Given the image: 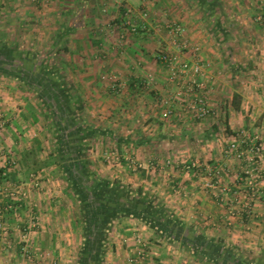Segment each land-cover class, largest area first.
I'll return each mask as SVG.
<instances>
[{"label":"crops","instance_id":"obj_1","mask_svg":"<svg viewBox=\"0 0 264 264\" xmlns=\"http://www.w3.org/2000/svg\"><path fill=\"white\" fill-rule=\"evenodd\" d=\"M146 1L143 7L142 0H0V42L13 45L18 54L29 56L35 48L43 54L35 42L46 34L55 47L67 37L60 64H53L66 79L56 81L70 88L63 105V99L52 96L58 89L50 88L38 72L46 63L43 55L35 62L18 55L0 61V114L6 120L0 128V171H6L3 179L10 190L19 189L17 200L9 195L0 200V233L6 230L0 237V264H205L173 240L158 238L155 227L130 214L110 219L107 233L101 235L105 218H100L102 203L95 195L101 179L140 188L185 229L196 230L206 240L258 256L264 250V78H254L255 88L245 80L240 90L228 81L226 126L235 133L243 129L256 134L262 148L260 191L249 200L240 176L245 161L220 153L226 143L219 139L187 143L203 158L169 156L185 143L140 140L143 123L151 124L159 114L151 108L149 93L145 110H128L126 102L142 100L139 87L148 83L149 74L155 77L149 85L157 80L165 85L168 78L154 54L159 44L175 52L166 35L167 22L184 25L177 65H201L202 75L196 79L214 90L210 105L217 103L220 88L227 87L218 77V40L206 27L196 0ZM220 2L221 16L230 19L229 34L251 30V37H264L262 22L256 20L258 12L264 13V0ZM127 9L137 31H126L122 38ZM142 24L146 31L139 30ZM70 26L76 29L64 36L63 29ZM237 51L264 54V45L240 46ZM257 65L264 68V61ZM155 149L169 151L163 157ZM205 182L213 187H205ZM81 203L87 207L85 219Z\"/></svg>","mask_w":264,"mask_h":264},{"label":"rangeland","instance_id":"obj_2","mask_svg":"<svg viewBox=\"0 0 264 264\" xmlns=\"http://www.w3.org/2000/svg\"><path fill=\"white\" fill-rule=\"evenodd\" d=\"M147 2V1H146ZM79 5H77L76 7H78ZM198 8V5H197ZM128 10V11H127ZM126 11L131 14V10L127 9ZM146 11V9H145ZM127 15V14H126ZM261 15L260 19H256L258 22H262V25L259 24V26L261 27L262 33L264 34V13L261 14V12L257 13V16ZM223 17L225 16H220L219 17V22H220V27H215V25L213 23H209L207 22V26L210 28V32L212 35H215L216 39L218 40V47L219 49V54L218 57L215 58V60L221 59V63L222 65L219 63L218 68H220V73L218 74V77H220L222 79V82L227 83V87H223L220 88L221 92H219V99L217 101V103H212L215 104L214 106L210 105V101H209V107H210V114L208 116H206L203 119H198L196 117L193 116L192 112L183 108V104L184 101L186 102L187 100H190V98H192L191 94H189L190 92H193L195 94L196 89L193 88V90L195 91H190L188 90V86H190L189 84H187V81H189L190 77H191V73L190 68L186 67V74L183 71V67L182 64L177 65V61H178V55L180 53V50L184 49L183 46V41H185L184 39V35H185V28L184 25H182L183 27V32L182 35L178 36L179 38V44L177 45V43H174V38L173 36L167 31L166 28V35L169 38V42L172 46H174L173 48L175 49V52L173 53V51H167L165 50V48H163L160 44L157 47V50L155 52V57L159 60V62L162 64V66L164 67L163 72H165L166 77L168 78L165 82V85H158V80L156 81V84H154V86H151V84L149 85L150 82L154 83L155 81V77H153V75L149 74L147 77V82L146 85H142L139 87L140 94L142 95V100L140 102H135L132 100H129V102L127 103V109L129 110H134L136 108H139V110L141 109H147V105H149L148 101H144L146 96L151 95L152 99H153V104L151 105V108L153 110H155L157 116L159 114V118L158 119H154L151 121V124L149 125H145V123H143L144 126H146V129H142L140 131V134L138 135L141 139H153L156 142H166V141H174L177 143H180L179 145H182V143H185L186 146L185 147H177L175 149L171 150V155L169 156H179V157H204L202 155V152L197 148L194 149L192 146L188 148L187 143H197V142H202L201 141V135L203 134V131L205 130H209L213 124L217 125V129L214 131V137L210 138L208 140L205 141H210V140H216L219 139L223 145L226 143V145L229 144V142L233 141V142H237L238 140V136H240L239 138H241V136L243 138H245V140H247V135H255L254 133H250L247 130H241L238 133H235L234 131H232L229 127H227V120L226 119V109L228 108L226 100L228 99V95L230 94V90L228 88V81L229 78L234 81L233 84H236L237 87H239L238 89L240 90V88L243 87L244 81L247 80L249 83H251L250 87H256L258 85H254L255 84V77L256 76H263L264 78V68L260 67L259 65H257V62L259 64H262V60L264 61V54H261L260 52H248V53H238L235 52L236 47L239 48L240 46H250L252 47V49H255L256 46H260V45H264V37H251L250 33L251 30L249 32H242L239 31L236 35V33L234 34H229V29H228V23L230 22L229 18H226L227 20L223 19ZM34 23V22H33ZM67 24L68 22H64V24ZM168 23V22H167ZM176 23V22H175ZM180 23V22H177ZM49 27H46L48 30H50V34L53 33V26L48 25ZM32 28V27H30ZM65 30L63 29L62 32H64ZM35 33V41L37 40L38 37H36V32L37 31H33ZM32 32V33H33ZM31 33V34H32ZM48 36V37H46ZM236 36V37H235ZM46 37V38H45ZM45 37H41L40 39H38V41H34L35 43H37L39 45V49H43L41 54L40 52H35L36 48L33 49L30 54L31 60L32 61H36V58H42L43 55V59L46 63H44L45 65H48V68L54 67L55 65H52L53 62L57 63L59 62L60 64V58H62V54H64L63 52L61 53H54L55 50V44L53 45L54 41H51V39H49V35H45ZM124 37V36H123ZM33 38V37H32ZM180 44H182V46L180 47ZM13 45H7L8 48L12 47ZM15 46V45H14ZM48 48H45L47 47ZM234 50V51H232ZM162 52H168L172 55L175 56V63L173 65V71L176 73L175 77L173 76V73L171 71V69L165 67L164 63L162 61H160L159 56ZM37 53V54H36ZM39 55V56H38ZM41 55V57H40ZM48 60V62H47ZM198 62H195L194 64H197ZM248 63L250 64V66L246 69L242 68V65L247 66ZM193 65V64H192ZM262 66V65H261ZM40 67V65H39ZM255 67V68H254ZM56 68V67H54ZM57 72L54 73L53 78H59V80H66L65 79V75L63 73V71L59 68H56ZM35 70V69H34ZM189 70V71H188ZM36 71V70H35ZM262 71V72H261ZM38 72L39 71L38 69ZM42 73V72H41ZM236 73V74H234ZM43 74V73H42ZM236 75V77H235ZM45 78H49L48 76ZM61 76V78H60ZM178 76V77H177ZM259 77V78H260ZM150 78V79H149ZM34 79V78H33ZM30 80L31 82L34 80ZM50 79V78H49ZM32 82V83H33ZM242 82V83H241ZM50 80L47 79V84L50 86ZM35 85H37V81L34 83ZM36 87V86H35ZM152 87V88H151ZM206 87V86H205ZM63 88H65L64 90L67 91V93L69 92L68 90L69 85L68 84H63ZM113 89H117L116 85H112ZM149 88V89H148ZM208 89V93H207V97L208 99H210V92H214V90H211L212 88L210 87H206ZM35 89V88H34ZM56 89V88H54ZM111 89V88H110ZM206 90V89H205ZM243 90V89H242ZM239 91L240 93L242 92ZM31 91V90H29ZM35 91V90H32ZM31 91V92H32ZM42 92H44L45 90L42 89ZM52 91V89H51ZM58 90H55L53 93V97L57 98L58 97L63 101V103H65V99L67 94L64 92V94L57 95ZM146 92V93H145ZM147 93H149V95H147ZM45 95V93H41V95ZM234 95V94H233ZM39 98V95H38ZM47 98V95H46ZM213 98V96L211 97ZM233 99L236 101L237 100V95H235L233 97ZM58 101V100H57ZM39 105L41 106L42 110H46V107L43 105L41 99L38 100ZM42 103V105H41ZM79 103V102H77ZM151 103V102H150ZM67 106V104H66ZM136 106V108H135ZM234 107V106H233ZM68 108V107H67ZM65 109L64 111L68 113L69 108ZM149 108V109H151ZM225 114V115H224ZM163 115V116H162ZM129 120H131L129 118ZM150 120L149 118L146 119V122ZM96 123V122H95ZM132 124V122H131ZM142 126V128L144 127ZM141 129V128H140ZM144 130V131H143ZM232 134L233 136H231V138H227L226 136ZM258 140V137H257ZM178 145V146H179ZM225 145V147H226ZM224 150H227V147ZM224 150H220V153L223 152V154H232L230 152H224ZM155 154L158 155H165V153H167L169 150L166 149H155ZM215 152V150H214ZM219 152V151H217ZM233 155V154H232ZM261 156V155H260ZM236 158V157H235ZM240 160V159H238ZM243 161V160H241ZM202 166H205L204 164ZM212 172V171H211ZM244 173H243V169L241 170V174L240 176L243 177ZM133 194V193H132ZM82 216H84V212L85 210H82ZM96 224L100 226V222H97ZM102 224V223H101ZM109 227V226H108ZM101 228V226H100ZM27 230V229H26ZM186 229H184L183 233L179 236L178 239H172L166 235H162L159 236L158 238H163V239H167L168 241L172 242V240L175 242L174 244L180 249V250H185L187 252H191V253H195V248L191 247L190 241L186 240L184 238V236L187 234V232L185 231ZM190 231H193L194 229L189 228ZM3 230H1L0 233V237H4L3 235ZM83 231V230H82ZM101 231H103V229L101 228ZM25 234V231H23ZM27 232V231H26ZM193 232L196 233V230H194ZM107 232L103 231L102 234H106ZM186 241V243H185ZM228 247H233L235 248V250H239L240 248L238 246H234V245H227ZM201 255V254H200ZM255 257H257L258 255L255 254ZM199 260H202L205 264H212L213 262L207 259H200L199 257H197ZM214 264V263H213Z\"/></svg>","mask_w":264,"mask_h":264},{"label":"trees","instance_id":"obj_3","mask_svg":"<svg viewBox=\"0 0 264 264\" xmlns=\"http://www.w3.org/2000/svg\"><path fill=\"white\" fill-rule=\"evenodd\" d=\"M199 12L204 16V20L209 23H213L215 27H220L219 17L223 14V8L220 0H196ZM75 27H68L67 32H62L64 36L69 35ZM67 38V37H66ZM66 38L56 46L53 53L65 52L67 47L65 45ZM15 47H6L4 43L0 42V61L4 58L11 61L17 59L15 55L19 56V59L31 60L28 53L18 54ZM39 71L43 73L46 78L50 80V88L54 87L58 89V94H64L66 90L63 88V82H57L56 78H53L57 69L54 67L48 68V65L41 64ZM52 65H54L52 63ZM3 66H0V72L3 71ZM6 71V70H5ZM44 77V76H43ZM237 95L234 93L233 97ZM233 103L236 101L233 99ZM69 104V103H68ZM81 106H78L80 108ZM227 119V115H226ZM217 129V125L213 124L209 130L203 131L201 135V141L208 140L214 137V131ZM79 131V129H78ZM88 134V133H86ZM85 134V135H86ZM141 140V138H140ZM95 195L98 201L102 203L103 212L100 214V218H105V221L101 225L103 231L108 229L106 223L115 217L123 215H133L139 219L144 220L146 223L155 227V231L158 236H168L172 239H178L184 231V226L171 216V212L164 207L160 202H154L151 198H148L146 192L140 188L123 185L120 182L114 181L110 184L109 181L101 179L97 181ZM133 193V194H132ZM80 209L87 210V207L81 203ZM85 213V212H84ZM85 219V214H84ZM101 231V233H103ZM187 234L184 238L190 241L192 248H195V253L200 259H207L214 264H264V250L259 252V256L255 257L253 252L247 249L235 250L233 247L225 246L224 244L215 243L211 240H206L203 234H197L189 229L185 230ZM186 243V241H185ZM98 245V244H97ZM201 254V255H200Z\"/></svg>","mask_w":264,"mask_h":264},{"label":"built area","instance_id":"obj_4","mask_svg":"<svg viewBox=\"0 0 264 264\" xmlns=\"http://www.w3.org/2000/svg\"><path fill=\"white\" fill-rule=\"evenodd\" d=\"M38 2H46L47 0H35ZM145 2L146 0H142L143 7H145ZM128 11V10H127ZM125 12L126 19L123 22L122 26V32L121 36L123 38L124 32L126 31H131V32H136L137 27L135 26V22L132 19V16L128 13ZM142 16L146 15V11L143 8V11L141 12ZM261 15L257 16V19H260ZM165 27L167 28V31L173 36L174 38V43L179 44V38L178 36L182 35L183 32V27L181 23H175V22H168L166 23ZM139 30L141 32L146 31V27L142 24L139 27ZM160 61H162L165 65V67L171 69L173 76L175 77L176 73L173 71V65L175 63V56L168 53V52H162L159 56ZM183 71L184 73L186 72V67L188 68L186 64H182ZM190 68V73L191 77L189 81H187L188 90L194 91L196 89L195 94L193 92H190L192 98L190 100H187L186 102L184 101L183 108L189 110L192 112L193 116L198 118V119H203L206 116L210 114V107H209V99L207 97L208 89L204 86L202 81H198L196 76L202 75V69L201 65L199 63L193 64ZM187 73V72H186ZM185 73V74H186ZM187 75V74H186ZM178 77V76H177ZM150 79V78H149ZM206 89V90H205ZM5 119L3 116L0 114V128L5 126ZM243 136V135H242ZM239 138L238 136V141L237 142H229L228 147H227V152H230L233 154L234 157L237 159L245 161V166L243 167V183L245 186L248 188V196L249 200H251L253 197L257 196L258 192L260 191L259 187V175H260V170H259V159L261 155L262 148L258 143L257 140V135H247V140L245 138ZM6 175L5 170L0 171V200L2 197H5L9 195V197L16 199V194H18L19 189L17 187H14L10 190L9 184L3 179L4 176ZM205 187H213L212 182H205L204 183ZM17 200V199H16ZM249 211V209L247 210ZM0 212H1V206H0ZM1 226V222H0ZM3 233L6 234V230L3 229Z\"/></svg>","mask_w":264,"mask_h":264}]
</instances>
